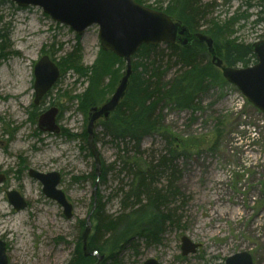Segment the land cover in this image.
Listing matches in <instances>:
<instances>
[{
    "label": "rangeland",
    "instance_id": "obj_1",
    "mask_svg": "<svg viewBox=\"0 0 264 264\" xmlns=\"http://www.w3.org/2000/svg\"><path fill=\"white\" fill-rule=\"evenodd\" d=\"M169 4L170 0H144L140 5L158 10ZM202 5L210 8L205 9L200 31L222 27V43L252 46L264 40V26L256 23L264 18L263 0H202ZM0 31V175L6 177L0 187V240L6 244L9 264H70L79 252L96 185L95 161L87 146L90 111L81 105L89 74L86 78L65 69L66 58L75 54L82 68L90 70L101 51L99 28L80 37L39 7L21 8L0 0ZM45 56L58 67L61 78L35 106L34 71ZM207 60L212 61L209 54ZM116 69L117 85L101 105L117 89L126 63ZM217 71L219 78L204 97L201 112L193 116L173 107L165 111L168 130L186 142L179 158L181 194L175 223L167 226L160 244L137 240L136 249L117 254L119 264L150 259L161 264H226L242 252L264 264V115ZM53 108L59 110V135L43 133L38 126L40 117ZM95 132L100 135L102 129ZM143 147L149 157L162 150L163 143L155 135L145 139ZM98 148L104 169L114 165L116 150L110 139ZM30 170L61 175L60 189L74 206L73 219H66L63 209L46 198ZM108 173L97 190L105 216L117 218L130 211L123 203L132 177L119 165ZM11 191L26 200V210L13 209L7 199ZM183 237L201 245L197 254L181 256Z\"/></svg>",
    "mask_w": 264,
    "mask_h": 264
},
{
    "label": "trees",
    "instance_id": "obj_2",
    "mask_svg": "<svg viewBox=\"0 0 264 264\" xmlns=\"http://www.w3.org/2000/svg\"><path fill=\"white\" fill-rule=\"evenodd\" d=\"M135 1L144 3V0ZM207 8L210 5L203 7L202 0H170L165 9L155 11L164 12L192 35L202 33L211 37L217 56L224 61L225 67L242 65L248 68L255 65L257 59L251 46L231 40L220 42L225 37L222 27L216 25L207 32L200 31ZM256 23L264 26V18ZM207 57L206 46L197 41L191 48L144 45L134 56L133 76L125 98L108 121L99 123L98 128L102 132L95 138L97 145L106 138L110 139L116 150V161L111 167L119 165L132 177L123 203L125 208L130 207V211L117 218H107L102 196L97 190L92 204V210L96 207L92 214L93 231L87 242L92 256L85 257L81 237L79 252L70 264H97L105 254L108 256L104 262L119 264L117 254L128 247L136 249L137 240L147 245L160 244L167 226L175 223V207L181 194L179 158L186 142L168 130L165 111L173 107L177 111L191 112L194 116L203 110V99L219 78L217 69ZM79 61L72 54L66 58L65 69L74 70L86 78L89 74L88 88L81 98V105L85 111H90L101 106L106 95L114 91L120 77L116 65H123L124 61L102 49L90 70L83 69ZM155 135L160 136L163 149L146 157L148 149L143 147V143ZM103 163L104 160L100 176L96 171L92 175L94 186L104 183L110 172L111 167L104 169ZM82 226L85 229L86 221Z\"/></svg>",
    "mask_w": 264,
    "mask_h": 264
},
{
    "label": "water",
    "instance_id": "obj_3",
    "mask_svg": "<svg viewBox=\"0 0 264 264\" xmlns=\"http://www.w3.org/2000/svg\"><path fill=\"white\" fill-rule=\"evenodd\" d=\"M18 7H39L55 22L69 27L78 36L94 27L99 28L102 50L114 54L126 63V72L116 91L103 105L90 110L87 126V146L95 161V171L100 176L102 168L101 153L95 142L96 127L100 121H108L125 98L133 76V58L144 45H175L179 43L191 48L195 41L207 47L212 56V64L222 72L223 78L237 88L248 102L264 115V40L252 46L257 64L249 68H228L217 56L214 40L204 34L192 35L182 24L175 22L167 14L139 5L135 0H11ZM35 106H39L45 96L60 80L58 67L48 56L43 57L35 67ZM58 109H50L39 119V130L43 133L59 135L57 124ZM31 179L43 186L46 198L55 201L62 209L66 219L74 216V206L60 189L62 177L58 173L43 174L29 171ZM6 181L0 175V187ZM97 185L93 195H97ZM7 199L15 211L26 210L28 203L16 191L7 193ZM92 232L91 216L87 218L86 229L82 236L85 257L91 254L87 241ZM181 255L186 258L197 254L201 245L193 243L188 237L181 239ZM5 242L0 240V264H9ZM102 257L98 264L103 261ZM144 264H161L150 259ZM226 264H254L251 254H236L226 260Z\"/></svg>",
    "mask_w": 264,
    "mask_h": 264
},
{
    "label": "flooded vegetation",
    "instance_id": "obj_4",
    "mask_svg": "<svg viewBox=\"0 0 264 264\" xmlns=\"http://www.w3.org/2000/svg\"><path fill=\"white\" fill-rule=\"evenodd\" d=\"M252 255V254H251ZM252 258H253V262H254V264H256L255 262H256V260H255V257L252 255Z\"/></svg>",
    "mask_w": 264,
    "mask_h": 264
}]
</instances>
